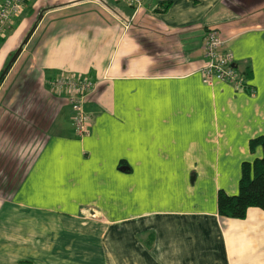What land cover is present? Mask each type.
<instances>
[{"label":"crops","instance_id":"crops-1","mask_svg":"<svg viewBox=\"0 0 264 264\" xmlns=\"http://www.w3.org/2000/svg\"><path fill=\"white\" fill-rule=\"evenodd\" d=\"M211 28L250 88L201 80ZM57 73L95 82L82 137ZM0 118L34 148L4 174L0 264H264V210L216 209L262 155L264 0H24L0 35Z\"/></svg>","mask_w":264,"mask_h":264},{"label":"built area","instance_id":"built-area-1","mask_svg":"<svg viewBox=\"0 0 264 264\" xmlns=\"http://www.w3.org/2000/svg\"><path fill=\"white\" fill-rule=\"evenodd\" d=\"M129 6L137 7L140 0H119ZM24 0H0V35L5 24L20 12ZM223 40L218 32L211 28L205 32L202 42L204 64L199 72L204 83L213 79L230 83L235 89L243 87V80L235 71L229 51L222 48ZM49 90L63 94L71 108V123L77 137H82L87 130L88 117L83 109L87 96L93 92L95 82L78 74L57 73L46 80Z\"/></svg>","mask_w":264,"mask_h":264},{"label":"trees","instance_id":"trees-1","mask_svg":"<svg viewBox=\"0 0 264 264\" xmlns=\"http://www.w3.org/2000/svg\"><path fill=\"white\" fill-rule=\"evenodd\" d=\"M237 74L239 75L238 72ZM239 76L243 80L242 89L250 88L246 80L243 79L244 77L241 74ZM248 145L250 148L259 145L262 155L251 163H241L236 193L226 194L221 189L217 191L216 209L219 215L230 218H242L248 207H258L264 210V135L251 138Z\"/></svg>","mask_w":264,"mask_h":264},{"label":"rangeland","instance_id":"rangeland-1","mask_svg":"<svg viewBox=\"0 0 264 264\" xmlns=\"http://www.w3.org/2000/svg\"><path fill=\"white\" fill-rule=\"evenodd\" d=\"M4 120L0 118V184H1L0 185V200L8 196V192L3 187L4 185H2L3 184L2 181H4L6 176L8 178V174L10 173H12L11 177L14 181L15 178L17 177V173L21 172V170L16 169V168L18 166L20 167V163L24 164L23 161H21L18 165L16 163L22 159H25L24 162L27 163L28 161H30L34 153L33 146L32 148H30L31 143L24 144L25 139H23V137H21V139L20 138L16 139V136L18 137L19 135L15 134L16 129H13V126L12 128L8 127L6 128V131H3V128L5 127ZM27 149H28V152H27ZM5 161H9L10 163H7ZM5 163L13 167L12 171H9V170L5 171L4 169H1L4 165H6ZM5 172H6V175L4 177Z\"/></svg>","mask_w":264,"mask_h":264},{"label":"water","instance_id":"water-1","mask_svg":"<svg viewBox=\"0 0 264 264\" xmlns=\"http://www.w3.org/2000/svg\"><path fill=\"white\" fill-rule=\"evenodd\" d=\"M19 47H20V46H19ZM19 47L17 48V50H16V52L14 53V55H15V54L18 52V50H19ZM14 55H13V56H14ZM12 58H13V57H12Z\"/></svg>","mask_w":264,"mask_h":264}]
</instances>
